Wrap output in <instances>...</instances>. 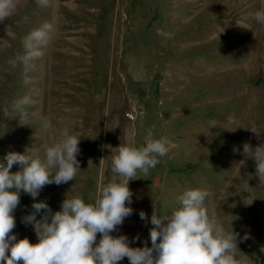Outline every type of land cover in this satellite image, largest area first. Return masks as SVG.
Instances as JSON below:
<instances>
[{"label":"rangeland","instance_id":"obj_1","mask_svg":"<svg viewBox=\"0 0 264 264\" xmlns=\"http://www.w3.org/2000/svg\"><path fill=\"white\" fill-rule=\"evenodd\" d=\"M259 10L264 0H50L47 8L18 0L15 14L0 24V161L26 149L43 158L44 146L68 127L81 138V170L74 181L46 185L36 201L21 192L13 213L17 239L38 242L21 222L34 202H46L54 214L66 197L88 203L99 186L122 179L111 171L117 147H140L153 130L169 140V151L147 176L137 172L129 181L133 214L111 235L139 236L130 247L144 241L151 247L153 211L170 215L185 190L207 189L209 215L250 237L238 243L237 257L264 264V181L243 155L245 143H264ZM44 22L56 29L44 56L11 67L7 61L23 54L22 38ZM25 96L32 102L24 112H12ZM44 116L54 136L41 133Z\"/></svg>","mask_w":264,"mask_h":264},{"label":"clouds","instance_id":"obj_2","mask_svg":"<svg viewBox=\"0 0 264 264\" xmlns=\"http://www.w3.org/2000/svg\"><path fill=\"white\" fill-rule=\"evenodd\" d=\"M35 3L47 8L50 0H35ZM17 5L18 0H0V24L15 14ZM254 19L264 24V10L257 11ZM23 22H28L27 16ZM55 31L51 22L31 30L21 40L23 54L17 52L7 63L15 68L41 59ZM31 102L25 96L13 102L11 111L22 114ZM4 114H9L7 107ZM228 123L234 124L235 120L229 117ZM209 124L210 128L216 127L215 121ZM40 131L54 136L57 130L44 116L40 119ZM80 139L64 127L53 143L44 146L43 158L26 149L24 153L10 151L0 161V264H118L125 257L130 264H247L237 257V245L250 237L246 234L241 238L233 229L226 230L215 215H209L205 200L211 193L207 189L185 190L176 198L177 207L170 215L153 211L151 247L147 241L143 247H130L139 236L130 241L126 235H111L133 214L129 181L135 180L137 172L147 176L160 162L159 157L169 151V140L156 138L153 130L147 131L140 147L134 143L117 147L111 171L122 179L99 186L91 202L86 203L79 196L66 197L61 211L54 214L46 202H34L31 213L23 216L21 222L33 227L38 242L33 244L28 238L18 240L13 234L16 227L13 213L20 204L21 192L36 201L46 185L74 181L81 170L77 159L81 154ZM243 155L255 162V175L264 181V143L255 148L245 143ZM13 165H19V170L12 172ZM139 216L147 224L146 213L141 211ZM98 233L101 238L97 242Z\"/></svg>","mask_w":264,"mask_h":264}]
</instances>
